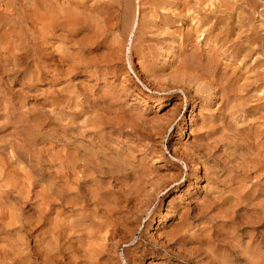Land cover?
Masks as SVG:
<instances>
[{"label": "rangeland", "instance_id": "obj_1", "mask_svg": "<svg viewBox=\"0 0 264 264\" xmlns=\"http://www.w3.org/2000/svg\"><path fill=\"white\" fill-rule=\"evenodd\" d=\"M19 1L0 0V264H264V48L246 60L216 48L217 77L231 79L222 85L234 95L246 84L241 102L205 83L206 60L200 68L190 57L209 49L203 18L230 16L236 26L247 15L259 25L264 0H177V9L175 0H130L128 24L115 0H100L103 8L84 0L74 7L86 9L84 36L66 62L39 58L40 23L25 7L36 1ZM47 40L48 51L70 45ZM229 63L240 70L230 74ZM144 179L143 189L155 190L149 205L130 232H119L116 210L129 196L137 204Z\"/></svg>", "mask_w": 264, "mask_h": 264}, {"label": "bare ground", "instance_id": "obj_2", "mask_svg": "<svg viewBox=\"0 0 264 264\" xmlns=\"http://www.w3.org/2000/svg\"><path fill=\"white\" fill-rule=\"evenodd\" d=\"M13 1V0H12ZM22 1V0H21ZM21 1H19L20 3H21ZM32 1V0H31ZM34 1H36V3L34 4V3H32L31 2V4H30V2L29 3H27V1H26V3H25V7L26 6H28V5H26V4H29V8H30V10H27V12L29 11V12H31L32 11V13H34V16L36 15V18H34L35 19V21L36 22H38V23H40V27H39V33L38 34H40V38H41V41L39 40V42H40V44H41V48H40V50L38 51V52H40V54H38L39 55V58H42V59H44V60H47V59H54V61H57V62H62L64 59H66L68 56H69V51H68V49H69V47H72V46H74V44L76 43V41H77V35H78V32L80 33L82 30V28H84V26H83V24L86 22L87 23V20L86 21H84L83 19H82V17L80 16L81 14H85V12H84V10L86 11V9H82V11L81 12H79V13H77L76 11H75V9H74V7H76V8H78L79 7V3H81L82 5H84L85 4V1L84 0H64L63 2H61V3H59V0H34ZM100 0H93V5L94 6H96V8L97 7H104V3H101V2H99ZM180 1V0H179ZM245 1H247V2H249L250 0H245ZM11 2V1H10ZM97 2H99V4L97 3ZM115 2L117 3V4H119L120 6H122V8H123V19H124V22H125V24H128L129 23V21L131 20V7H132V5H131V2H130V0H126L123 4H122V2L120 1V0H115ZM182 2V1H181ZM197 2V1H196ZM219 2V1H218ZM16 3V2H15ZM193 3V2H192ZM216 3H217V1H216ZM252 3V2H251ZM14 4V3H13ZM12 4V5H13ZM17 4V3H16ZM34 4V5H33ZM98 4V5H97ZM151 4V3H150ZM169 4H171V3H169ZM178 4H180L177 0H175V6H176V9H177V6H178ZM182 4H183V2H182ZM181 4V5H182ZM74 5V6H73ZM93 5H91V6H93ZM152 5V4H151ZM1 6V5H0ZM22 6V5H21ZM147 6V5H146ZM218 6V5H217ZM221 6V5H220ZM219 6V7H220ZM232 6H233V4H231L230 5V7H229V9L231 8L232 9ZM5 7H8V6H6L5 5ZM105 7H106V4H105ZM167 7V6H166ZM9 8V7H8ZM16 8V7H15ZM18 8L20 9V7L18 6ZM27 8V7H26ZM25 8V9H26ZM28 8V9H29ZM84 8V7H83ZM133 8V7H132ZM163 8V7H162ZM183 8V7H182ZM227 7H225L224 9H226ZM253 8V7H252ZM6 9V8H5ZM210 9V8H209ZM214 9V8H213ZM247 9V8H246ZM249 9V8H248ZM16 10V9H15ZM18 10V9H17ZM21 10V9H20ZM88 10V9H87ZM90 12H92V10H89ZM88 11V12H89ZM147 11V10H146ZM179 11V10H178ZM197 11V10H196ZM210 11H214V10H211L210 9ZM260 11V10H259ZM26 12V11H25ZM184 12V11H183ZM6 13V12H5ZM32 13H30V14H32ZM248 13V12H247ZM11 14V13H10ZM21 14H22V12H21ZM30 14H29V16H30ZM97 14H99V12L97 13ZM179 14V13H178ZM221 14V13H220ZM251 14V13H250ZM256 14V13H255ZM9 15V14H8ZM86 15H88V14H86ZM153 15H154V13L153 14H150L149 16H150V18L151 17H153ZM241 15V14H240ZM253 15H254V13H253ZM262 16H264V13H262L261 14ZM18 16H19V14H18ZM33 16V17H34ZM84 16V15H83ZM98 16V15H97ZM154 16H156V15H154ZM167 16V15H166ZM227 16V15H226ZM247 16V15H246ZM246 16H240V17H238L237 19V25L235 26V25H233V23H232V21L230 20L231 19V17L229 16V17H219V16H217V17H214V22H213V19H212V21H207L206 20V18H203L202 19V21L203 22H205V23H207V24H209V26H208V28L206 29V31H204V32H207V46H209V49H207L205 52L206 53H204V54H200L199 55V52L197 51V49H199V48H196L195 50H193V51H191L192 53H191V55H190V57H192V59L193 60H198L199 59V61H198V64L200 65V63H201V61L203 60V59H205L206 60V62H207V66H203V70H204V72L203 73H200L199 71V73L200 74H202V80H205L206 82L205 83H207L208 82V84H210L211 86H213V84H218L219 86V88H216V89H219L220 90V95L222 96V97H224V99L225 98H228V100H230L231 98H229L230 97V92L231 91H233V90H235V88L233 89V88H231V87H229V85L227 86V84H225V85H222V83H225V82H230V77H227V76H225V77H223V79H224V81H222V79H219V77H217V62L216 61H218L219 59L220 60H222L221 58H220V55L218 54V51L216 50V48H217V46L219 45V46H221V48H223L224 46H226L225 47V49H223L222 51L226 54V52L227 53H231L232 54V57L230 56V54H229V56L231 57L230 59H232L233 57H235V59H236V57L238 56V55H240V56H242L241 58V60H243V59H245L246 60V58H248L249 56H251V55H253V53H255L256 52V50H258L259 48H264V32L263 33H261L262 31L261 30H264V22L262 23V24H259V25H255V24H253V25H251L250 23H253L252 22V20H251V18H254V17H246ZM17 17V16H16ZM26 18V17H25ZM24 18V19H25ZM30 18H31V16H30ZM84 18H87V16L86 17H84ZM89 18V17H88ZM149 18V19H150ZM188 18V17H187ZM11 19V18H10ZM9 19V20H10ZM15 19V18H14ZM92 19H95V17H93V16H91L90 15V18H89V20H88V23H89V21H91ZM104 19V18H103ZM152 19V18H151ZM151 19H150V22H151ZM172 19V18H171ZM200 19V18H199ZM234 19V18H233ZM30 20H32V18L30 19ZM98 20V19H97ZM107 20V19H106ZM168 20V22H170V20L169 19H167ZM211 20V19H210ZM8 21V20H7ZM6 21V22H7ZM21 21V20H20ZM28 21V20H27ZM33 21V20H32ZM35 21H33V22H35ZM111 21V20H110ZM3 22V21H2ZM12 22H13V20L10 22L11 24L10 25H12ZM21 22H23V21H21ZM20 22V23H21ZM32 22V23H33ZM203 22H202V24H203ZM29 23V22H28ZM31 23V22H30ZM29 23V24H30ZM96 23H98V22H96ZM171 23V22H170ZM221 23H225L223 26H224V28H222V27H219V24H221ZM25 24V23H24ZM27 24V23H26ZM93 24L94 25H96L95 24V22L93 21ZM172 24V23H171ZM10 25H8L9 27H10ZM99 25V24H98ZM98 25H97V28H99L98 27ZM37 26V25H36ZM101 26V25H100ZM243 26H246V28L245 29H242L243 28ZM3 27V26H2ZM5 27V26H4ZM236 28H238V31H236V33H234L235 32V29ZM1 29V28H0ZM2 29H4V28H2ZM1 29V30H2ZM5 29H7V28H5ZM219 30V31H215V30ZM10 30V29H9ZM8 30V31H9ZM83 30H85V29H83ZM87 30V29H86ZM98 30V29H97ZM5 30H3V32H4ZM192 31L194 32L195 31V29H192ZM192 31H190V30H187L186 32H185V39L187 40V41H189L188 39H189V35H190V33L192 32ZM3 32H1V33H3ZM83 32V31H82ZM97 32V31H96ZM96 32H95V34H96ZM196 32V31H195ZM0 33V34H1ZM99 33V32H98ZM233 33L234 34H236V37L234 36V38H231V36L233 35ZM12 34V33H11ZM37 34V35H38ZM80 34H82V33H80ZM87 34V33H86ZM86 34H85V36H86ZM100 34V33H99ZM200 34H201V32H200ZM206 34V33H205ZM36 35V36H37ZM103 35V34H102ZM222 35V36H221ZM82 36H84V33L81 35V37ZM99 36V35H98ZM1 37H2V35H1ZM10 37V36H9ZM8 37V38H9ZM100 37V36H99ZM98 37V38H99ZM198 37V36H197ZM48 38H52V39H59V40H61V39H66L65 41H67L70 45L68 46V47H66V53H64V52H61L60 53V49L62 48L61 46H59V44H58V46L57 47H54L53 46V48H56V49H49V51L47 50V44L49 43V42H47L48 40ZM97 38V39H98ZM1 39V38H0ZM78 39H79V37H78ZM86 39V42H88L90 39H88V38H85L84 37V40ZM87 39H88V41H87ZM47 40V41H46ZM80 40V39H79ZM83 40V41H84ZM205 40V39H204ZM208 40H209V43H208ZM53 41V40H52ZM83 41H79V43H83ZM210 41L212 42V43H214V45L213 44H211L210 43ZM90 42H92L91 40H90ZM90 42H88V43H90ZM94 42L95 43H93V44H95L96 45V41L94 40ZM219 42H220V44H219ZM79 43H77V44H79ZM92 43H91V45H92ZM101 43V42H100ZM3 44V43H2ZM39 44V45H40ZM50 44V43H49ZM80 44V45H81ZM98 44V43H97ZM10 45H12V43H10ZM76 45V44H75ZM83 45V44H82ZM89 45V44H88ZM13 46H15V48H16V45L14 44ZM50 47H52V43H51V45H49ZM62 46H64V45H62ZM66 46V45H65ZM84 46V45H83ZM93 46V45H92ZM91 46V47H92ZM0 47H1V45H0ZM11 47V46H10ZM40 46H38V48H39ZM49 47V48H50ZM75 47H78V45L77 46H75ZM74 47V48H75ZM84 47H86V46H84ZM84 47H81V49H83ZM90 47V48H91ZM12 49H13V47H11ZM14 48V49H15ZM79 48V47H78ZM89 48V47H88ZM72 49V48H71ZM76 49V48H75ZM92 49V48H91ZM74 50V49H73ZM87 50V49H86ZM192 50V49H191ZM221 50V49H220ZM264 50V49H263ZM6 51V50H5ZM89 51V50H88ZM88 51H86V52H88ZM91 51V50H90ZM94 51V50H93ZM130 51V50H129ZM202 51V50H201ZM8 52V51H7ZM76 52V51H75ZM74 52V53H75ZM78 52H79V49H78ZM78 52H76V56L78 55V56H80L79 54H77ZM84 52V51H83ZM92 52V51H91ZM91 52H89L88 54H90ZM221 52V51H220ZM222 52V53H223ZM11 53H12V51H11ZM73 53V54H74ZM85 53V52H84ZM134 53H136L137 54V52L135 51ZM83 54V53H82ZM81 54V55H82ZM264 54V53H263ZM10 55V54H9ZM13 55V54H12ZM37 55V56H38ZM138 55V54H137ZM141 55V54H140ZM222 55V54H221ZM224 55V54H223ZM228 56V55H227ZM81 57V56H80ZM239 57V56H238ZM13 58H14V56H13ZM75 58V57H74ZM73 58V59H74ZM140 58V57H139ZM186 58H189L188 56L186 57ZM38 59V58H37ZM70 59V60H72V62L74 61V65H78V64H76L75 62H79V59L80 58H78V61H75L76 59ZM90 59V57L88 58V60ZM92 59V58H91ZM191 61H193L191 58H189ZM226 59H228V58H226ZM234 58L232 59V60H235ZM82 60V59H81ZM92 60H94V59H92ZM219 60V61H220ZM237 60V59H236ZM248 60V59H247ZM16 61V60H15ZM17 61H18V59H17ZM65 61V60H64ZM91 61V60H90ZM186 61V60H185ZM190 61V62H191ZM41 62H44V61H42L41 60ZM45 62H47V61H45ZM51 62V61H50ZM52 62H53V60H52ZM66 62V61H65ZM71 62V63H72ZM82 62H84L83 60H82ZM88 62V61H87ZM194 62V61H193ZM193 62H191V64L193 63ZM197 62V61H196ZM196 62H194L195 63V65H196ZM210 62V63H209ZM216 62V63H215ZM237 62V61H236ZM242 62V61H241ZM258 62H259V60H258ZM67 63H68V61H67ZM69 63H70V61H69ZM71 63H70V69L73 67L72 65H71ZM203 63V62H202ZM201 63V64H202ZM209 63V64H208ZM223 63V62H222ZM228 62H227V60H226V64H227ZM233 63V62H232ZM246 63V62H245ZM54 64H56V63H54ZM57 64H60V63H57ZM184 64V63H183ZM182 64V65H183ZM191 64H190V66H191ZM220 64V63H219ZM225 64V63H224ZM26 65V64H25ZM185 65V64H184ZM183 65V66H184ZM194 65V64H193ZM193 65L191 66V69H192V67H193ZM194 65V67H193V71L197 68L196 66ZM198 65V66H199ZM229 65H230V63H229ZM236 65V64H235ZM239 65H241L240 63H238V66H236V67H231V65H230V67L231 68H234V69H231V68H229V69H231V71H230V74H231V72H232V70L235 72L237 69H238V67H239ZM57 66V65H56ZM72 66V67H71ZM182 66V67H183ZM202 66L200 65V68H202ZM219 66V65H218ZM224 66H226V65H224ZM44 67V66H43ZM180 67V66H179ZM196 67V68H195ZM228 67V66H227ZM226 67V68H227ZM241 67V66H240ZM240 67H239V70H240ZM76 68H78V66L76 67L75 66V69ZM178 68V67H177ZM176 68V69H177ZM185 68V67H184ZM187 68V67H186ZM226 68H224V67H222V69H221V74H223V75H225V73H226ZM73 69H74V67H73ZM73 69H71V70H73ZM179 69V68H178ZM181 69V68H180ZM190 69V70H191ZM198 69V68H197ZM196 69V70H197ZM69 70V69H68ZM184 70V69H183ZM195 70V71H196ZM202 70V69H201ZM200 70V71H201ZM42 71V70H41ZM182 71V70H181ZM229 71V70H228ZM184 72V71H183ZM188 73H189V71H187ZM187 72H185V74H187ZM191 72V71H190ZM198 72H196V73H198ZM237 72V71H236ZM177 73H178V71H177ZM180 73V72H179ZM262 74V72H259L258 73V75L259 74ZM264 73V72H263ZM191 74V73H190ZM189 74V75H190ZM192 74H194V73H192ZM221 74H220V76H221ZM233 74V73H232ZM177 75V74H176ZM181 75H182V72H181ZM219 75V74H218ZM233 75H235V73L233 74ZM241 75V74H240ZM183 76H185V75H183ZM192 78H193V75H190ZM232 76V75H231ZM260 76H262V75H260ZM175 77V76H174ZM196 77H198L197 75L195 76L194 75V78H196ZM237 77V76H236ZM240 77V76H239ZM263 78H264V76H262ZM177 78V77H176ZM179 78H181V77H179ZM188 78H189V76H188ZM241 78H242V76H241ZM183 79V80H182ZM182 79H180V82H181V80H182V85H183V82H184V77L182 78ZM187 79V78H186ZM190 79V78H189ZM200 79H201V77H200ZM199 79V77H198V80H200ZM239 79V78H238ZM174 80V79H173ZM173 80H172V82H173ZM176 80V79H175ZM188 80V79H187ZM195 79H192L191 81H192V83H193V81H194ZM234 80H236V78H234ZM234 80L232 79V83H233V85H234ZM191 81H190V84H189V86H191L192 87V83H191ZM197 81V80H196ZM222 81V82H221ZM239 81V80H238ZM175 82V81H174ZM236 82H237V80H236ZM189 83V82H188ZM195 83V82H194ZM198 84H199V82H197ZM204 82H202V84H199V85H201V86H203L204 84H203ZM232 83H230V84H232ZM239 83V82H238ZM237 83V84H238ZM176 84V83H175ZM174 84V85H175ZM198 84H196V85H198ZM208 84L206 85V86H208ZM236 84V83H235ZM262 84H264V83H262ZM188 85V84H187ZM187 85H186V87H187ZM199 85H198V87L197 86H195L196 88H194V91L196 90V91H198L199 92ZM204 85V86H205ZM246 84H241L240 83V85H239V88H237L236 86V92L238 91V93H236V94H234L233 95V93L235 92H231L232 93V95L233 96H235V97H237L238 99V101H239V97L240 96H243L242 94H243V92L242 91H245L246 92V89H244V87L243 86H245ZM256 85V84H255ZM176 86V85H175ZM216 86V85H215ZM214 86V87H215ZM231 86V85H230ZM241 86H242V88H241ZM260 86V85H259ZM258 87V86H257ZM208 88H210V86L208 87ZM254 88V87H253ZM189 89V88H188ZM191 90H192V88H190ZM214 89V88H213ZM8 90V89H7ZM186 91H187V88L185 89ZM185 90H184V88H183V91L185 92ZM9 92V91H8ZM242 92V93H241ZM196 93V92H195ZM218 93V95H219V92H217ZM186 94V93H185ZM189 94V93H188ZM245 94V93H244ZM220 95H219V98H220ZM187 96V95H186ZM173 97H174V99H179L180 100V98H181V95L180 94H178V93H174L173 94ZM194 97H195V95H194ZM234 97V98H235ZM233 98V97H232ZM243 98V97H242ZM185 99V98H184ZM223 99V100H224ZM221 100V99H220ZM222 100V101H223ZM233 100H235V99H233ZM221 101V102H222ZM237 101V102H238ZM240 102H241V97H240ZM243 102V101H242ZM235 103V102H234ZM245 103V102H244ZM180 104L181 103H174V110H175V112L171 115V117H170V123L169 122H167V125H169V124H171V122L173 121V119H174V117H175V115L177 114V112H179V110H180ZM241 104V103H240ZM247 104V103H246ZM263 105V104H262ZM226 106H228V105H226ZM233 106V105H232ZM247 106H249V105H247ZM253 106V105H252ZM251 106V107H252ZM254 106H256V105H254ZM233 107H236V106H233ZM251 107H249V108H251ZM259 107V106H258ZM261 108H262V106H260ZM241 108V107H240ZM248 108V109H249ZM253 108V107H252ZM231 109H234V108H231ZM260 109V108H259ZM230 110V109H229ZM243 111V110H242ZM257 110L255 109V111L254 112H256ZM229 112H231V111H229ZM244 112H245V110H244ZM247 112V111H246ZM259 113H260V110H259ZM258 113V114H259ZM255 114V113H254ZM260 115H262V114H259V116ZM223 118L225 117L224 115L222 116ZM262 117H264V114L262 115ZM222 118V119H223ZM226 118V117H225ZM260 118H261V116H260ZM169 119V118H168ZM259 119V118H258ZM169 121V120H168ZM169 123V124H168ZM171 125H173V124H171ZM218 129V128H217ZM219 130V129H218ZM231 130V129H230ZM259 131H261V130H259ZM202 132V131H201ZM262 133H263V131H262ZM209 134H210V132H209ZM259 134V133H258ZM260 135V134H259ZM209 136V135H208ZM203 143V142H202ZM199 144H201V143H199ZM203 145H205V144H203ZM211 145V144H210ZM210 145H208V147L210 146ZM206 146L207 145H205V148H206ZM197 148H198V145L196 146ZM211 147V146H210ZM223 147H224V145H223ZM195 148V147H194ZM201 148H202V146H201ZM200 148V149H201ZM204 148V149H205ZM75 149H76V152L77 151H80V147H78L77 145H75ZM217 149V148H216ZM71 150V149H70ZM195 150V149H194ZM194 150H192V152L194 151ZM198 150H199V148H198ZM82 151H84V150H82ZM187 151V150H186ZM196 151H197V149H196ZM209 153H210V151H211V149L209 148ZM208 151H206V153L208 152ZM199 152V151H198ZM197 152V153H198ZM85 153V152H84ZM185 153H187V152H185ZM189 153H191V152H189ZM200 153H201V151H200ZM206 153H204L203 155H206V157L209 159V157L207 156V154ZM212 153V152H211ZM191 154H193V153H191ZM199 154V153H198ZM224 155H226L225 153H223ZM210 155H212V154H210ZM96 156V155H95ZM194 156V155H193ZM191 157V156H190ZM201 157V156H200ZM199 157V158H200ZM212 157V156H211ZM207 158H206V160H207ZM264 158V157H263ZM194 159V158H193ZM197 160V159H196ZM205 160V161H206ZM96 161V160H95ZM204 162V161H203ZM261 162H263V161H261ZM204 164H205V162H204ZM203 167H205V165L203 166ZM257 167V166H256ZM263 168V167H262ZM205 170H206V168H205ZM105 173V172H104ZM229 173V172H228ZM147 175V174H146ZM177 175V174H176ZM148 176V175H147ZM147 176H145V177H147ZM175 175H173V179L171 178V180H172V182H174V181H177L178 180V177L176 178V177H174ZM142 177H144V175L142 176ZM171 177H172V175H171ZM149 178V177H148ZM92 180V179H91ZM149 179H147V181H148ZM215 181H216V179H215ZM145 182V179H144V181H143V183ZM142 183V189H143V187H145L144 185H145V183L143 184ZM155 183V182H154ZM153 183V184H154ZM166 183V182H165ZM170 183H171V181H170ZM136 185V184H135ZM151 185H152V181H151ZM155 185V184H154ZM154 185H152V187L154 186ZM162 185H164V183H161V184H159V186L161 187ZM159 186H158V184H157V188H159ZM166 186V185H165ZM140 187V186H139ZM139 187H137V191H139L140 193H138V192H136L137 193V195H136V197H135V199H133V202H134V200H137V204L136 203H132V204H134V205H129V202H130V197L131 196H129V198L128 199H126V198H124V200L126 201V203H127V205H125V206H123L124 208H126V209H124V208H122V209H120L121 208V206H118V207H120L119 209L120 210H116V212L117 213H123L122 215H120V216H115L114 218H116V221H117V223H116V221H115V224H116V227H115V225L113 226V227H115V229L117 230V231H122V232H125V233H127V232H130L131 231V226L132 225H135V224H137L138 222H139V219L142 217V215H143V213H144V211H145V209H146V207L149 205V202H150V197H151V195L153 194V192L155 191L154 189L152 190L153 192H150V191H145L144 189V191H142ZM86 188V187H85ZM89 188V187H88ZM99 188V187H98ZM139 188V189H138ZM150 189V188H149ZM84 190V189H83ZM219 190V189H218ZM126 191V190H125ZM209 191V190H208ZM96 192V191H95ZM165 192V191H164ZM134 194H135V192H134ZM139 194V195H138ZM155 194H156V192H155ZM131 195V194H130ZM153 196V195H152ZM134 196H132L131 198H133ZM93 201V200H92ZM215 202V201H214ZM125 203V202H124ZM206 209V208H205ZM208 209V208H207ZM195 210V209H194ZM194 210H193V212H194ZM114 211V213H115V210H113ZM196 215L198 214V212L197 213H195ZM181 215V214H180ZM184 215H185V213H184ZM188 217H189V215H188ZM194 217H196V216H194ZM183 218H185V216L183 217V214L181 215V216H178V223H181V221H182V219ZM92 220V219H91ZM191 220V219H190ZM114 222V221H113ZM87 228V227H86ZM112 229V228H111ZM114 230V229H113ZM113 233V232H112ZM118 233V232H117ZM139 233V232H138ZM94 234V233H93ZM93 236V235H92ZM129 241V240H128Z\"/></svg>", "mask_w": 264, "mask_h": 264}]
</instances>
